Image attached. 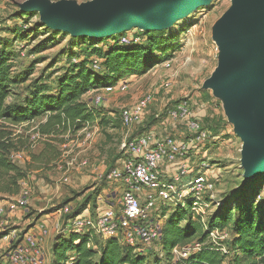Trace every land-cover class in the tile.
<instances>
[{
  "label": "rangeland",
  "instance_id": "rangeland-1",
  "mask_svg": "<svg viewBox=\"0 0 264 264\" xmlns=\"http://www.w3.org/2000/svg\"><path fill=\"white\" fill-rule=\"evenodd\" d=\"M27 1L0 0V47L6 48L11 56L14 66L12 79L16 81L9 103H23L37 88H46L51 94H57L61 80L76 74L77 66L82 63H86L90 71L92 67L99 71L103 59L95 55V51L105 50L110 44L103 41L107 38L89 42L69 32L49 27L38 11L22 9ZM45 1L53 5L82 6L95 0ZM232 10L233 0H212L211 4L162 30L166 33L168 43L162 52L153 54L155 58L146 71L120 79L113 91H108V86L97 85L82 97L91 109H96V120L86 124L84 129L65 133L57 131L41 137L37 133L40 121L9 128L15 136L25 140L21 152L24 154L20 157L19 165L23 168L29 166V176L22 184V190L28 193L32 207L31 214L21 222L9 210L12 201L0 195V208L4 210V215L0 217V264H11L5 259L17 250L9 240L17 228L15 225L23 224L24 221L34 224L42 204L52 217L58 209L70 207V204L79 211L90 208L89 214L94 215L103 198L99 196L103 195L104 189L110 184L105 181L107 172L123 161L125 143L140 134L150 135L157 141L171 138L181 143L189 142L188 159L192 171L207 163V173L217 181V197L220 200L228 198V205L232 208L230 223L224 230L215 228L228 235L226 240L221 241L227 252L231 250L235 219L239 215L234 206L243 204L242 197L255 201V210L264 217V175L249 180L244 177V142L233 121L234 103L210 83L222 59L219 34ZM139 33L144 32L133 28L120 35L132 37ZM120 84L126 87L124 91L120 89ZM148 94L153 96V101L145 110L142 120L129 126L124 125L122 112L134 109ZM182 103L187 104L189 116L173 117L170 112ZM191 121L200 126V133L191 130ZM31 142L33 145L30 146ZM48 146L56 147V154ZM52 152L56 155L53 161L50 160ZM41 154L45 157L32 160V155ZM108 194L110 192L105 193V197ZM184 209L188 214L191 213L189 204L185 203ZM217 209V205L209 203L203 214L206 227L201 220L204 227L193 240L194 243L199 242L203 232L210 229L209 224ZM173 212L174 208L168 211V216ZM187 216L182 214L180 230L187 229ZM82 218L83 215H78L79 220ZM60 219V226H65V216ZM198 219L199 216L192 215L194 223ZM49 221L50 228L58 222ZM168 221L169 218L158 220L163 228ZM22 234L18 231L17 236L21 237ZM53 238L47 250L50 254L47 258L45 256L46 263L39 246L36 244L35 248H31L33 253L39 254L38 260L42 264H56V261L58 264L63 263L62 256L54 260ZM97 241L100 245L103 242L101 238ZM204 246L213 247L214 244L206 239L201 249ZM148 255L149 264L179 262L174 255L171 257L168 254L161 241L149 248ZM233 260V253L227 255L225 264Z\"/></svg>",
  "mask_w": 264,
  "mask_h": 264
},
{
  "label": "trees",
  "instance_id": "trees-1",
  "mask_svg": "<svg viewBox=\"0 0 264 264\" xmlns=\"http://www.w3.org/2000/svg\"><path fill=\"white\" fill-rule=\"evenodd\" d=\"M165 34L163 31L139 33L132 38L140 37L142 42L129 45L122 43L124 35L104 39L103 41L110 43L107 50L95 51V55L103 59L99 71L94 70L93 67L90 71L87 64L82 63L77 66L76 74L61 80L57 94H51L46 88H37L23 103L8 102L16 83L12 79L14 66L6 48L0 47V195H19L22 183L29 176V166L23 168L19 165L18 159L12 157L14 153L22 152L25 140L23 137L15 136L9 129L11 126L13 128L40 121L37 133L41 137L57 131L65 133L84 129L86 124L96 120V109H91L82 97L97 85L114 86L128 75L146 71L155 58L153 54L162 52L167 45L168 39ZM80 38L89 42L97 40ZM31 144L32 142L30 146ZM48 147L53 148L55 153L56 147ZM54 153L51 154V161L56 158ZM43 157H45L43 154L32 155V160ZM227 199L221 200L222 205L218 206L209 224L210 229L224 230L230 223L232 208L228 205ZM241 201L243 204L238 203L234 206L239 215L235 219L230 253L222 252L212 246H204L200 251L192 253L187 260H180L177 264H225L227 255L232 253L234 260L229 264H264V217L258 215L255 210V201L246 197H242ZM79 212L77 210L65 216V226L63 225L54 243L55 261L58 256H62V264H149L148 252L138 253L134 248L121 244L116 239H103L95 233H76L70 225L78 217ZM166 213L163 212L164 215ZM182 214L189 215L187 216L189 224L185 230L179 229V220L183 219ZM168 218L167 226L162 229L161 243L172 257L174 248L194 243L193 240L204 226L200 219L194 223L192 214L181 208L174 210ZM208 233V231L203 232L199 243L204 244L208 239ZM98 238L103 241L101 245L98 244Z\"/></svg>",
  "mask_w": 264,
  "mask_h": 264
},
{
  "label": "built area",
  "instance_id": "built-area-1",
  "mask_svg": "<svg viewBox=\"0 0 264 264\" xmlns=\"http://www.w3.org/2000/svg\"><path fill=\"white\" fill-rule=\"evenodd\" d=\"M141 42L140 37L122 39V43L128 45ZM123 85L119 86L124 91L126 87ZM114 88L109 86L108 91H113ZM152 101L153 96L148 94L134 109L123 111V124L129 126L141 121ZM187 108L186 103L176 105L170 114L175 118L188 117ZM190 128L193 132L200 133V126L195 121L190 122ZM201 136L203 134L199 135V138ZM189 146V142L181 143L171 138L157 141L146 134L132 137L123 147V161L108 171L105 177V180L119 184L120 188L125 187L122 190L121 202L94 215L87 213L80 220L76 217L70 225L71 229L79 234L91 232L103 239H116L121 244L134 248L138 253L147 254L152 245L162 240L163 227L158 220L168 218V211L173 208L184 209L185 203L189 204L191 214L199 216L206 227L203 214L209 203L220 206L222 202L216 195L217 181L207 173L206 164L192 171L188 159ZM23 154L14 153L12 157L19 161ZM169 165H177L171 175L166 174V167ZM164 211L167 212L165 215ZM3 215L4 210L0 208V217ZM41 231L46 233L44 226ZM208 232V239L214 244L213 247L227 252L221 241L226 240L228 235L219 229H208ZM35 247V240L28 236L26 247L17 248L8 255L9 262L42 264L41 260H38L39 254L31 250ZM200 250L201 243L197 242L174 248L173 255L178 261L187 260L192 253Z\"/></svg>",
  "mask_w": 264,
  "mask_h": 264
},
{
  "label": "water",
  "instance_id": "water-1",
  "mask_svg": "<svg viewBox=\"0 0 264 264\" xmlns=\"http://www.w3.org/2000/svg\"><path fill=\"white\" fill-rule=\"evenodd\" d=\"M97 1L90 7H62L45 0H29L22 9L38 11L49 27L72 36L104 39L133 28L162 31L168 28H160L162 24L190 15L199 4L198 9L212 2ZM219 44L221 64L210 83L234 103L233 121L244 142V177L254 179L264 175V0H233V10L221 29Z\"/></svg>",
  "mask_w": 264,
  "mask_h": 264
},
{
  "label": "crops",
  "instance_id": "crops-1",
  "mask_svg": "<svg viewBox=\"0 0 264 264\" xmlns=\"http://www.w3.org/2000/svg\"><path fill=\"white\" fill-rule=\"evenodd\" d=\"M193 153V151H191ZM207 164V163H205ZM177 165H169L166 167V174L171 175L174 170H176ZM25 182V181H24ZM23 182V183H24ZM108 183H110L105 189L104 192L102 193L103 195H100L99 197H103L100 202L102 203H98V208H97V212L103 211L104 209L108 208L109 206H112L113 204H119L121 202V196H122V189L119 187V184H115L113 182L107 181ZM22 183V184H23ZM24 188V187H22ZM21 188V192L19 195L17 196H12L9 197L7 196V200L15 202V203H10V207L11 209V214L12 216H15L16 218H19L20 221L22 222V220L24 218H26L27 216H29L30 213V208L32 207L31 204V200H29V197L27 196V192L23 191ZM110 192V194H108L109 196L105 197V193ZM36 206V205H35ZM43 204L41 205V209L39 210V215L34 219L35 223H29V221H24L23 224L18 223L17 225H15V230H14V235L12 237H9L10 243L13 246H16V248H21V247H26V238L28 236H32L33 239L35 240L36 244L39 246L41 254H42V258L44 260V263H46V258L48 257L49 251H47L49 248V244H50V239L52 237L53 241L56 239V236L61 233V230L63 229V227L60 226L59 221L61 220L60 218H63L64 216L71 214L75 211H77V207L73 206L72 204H70L69 206H66L64 208H60L56 211V213H54V217L51 216V214H48L47 210H45V208H43ZM90 208L85 209V210H81L79 212L78 215H85L87 213H90ZM14 217V218H15ZM57 220V224L54 227H49V220ZM28 220V219H27ZM27 224L25 227L24 225ZM1 226V224H0ZM7 226V225H6ZM44 226L46 229V233H43L41 231V227ZM59 227H61L59 229ZM20 228V229H19ZM8 230V229H7ZM19 232H22V236L18 237L17 234ZM57 234V235H56ZM5 238H8L7 236ZM2 239V237H1ZM52 241V242H53ZM53 244V243H52ZM46 256V258H45ZM6 261L9 260V258L7 257V259H5ZM55 260V258H54Z\"/></svg>",
  "mask_w": 264,
  "mask_h": 264
},
{
  "label": "bare ground",
  "instance_id": "bare-ground-1",
  "mask_svg": "<svg viewBox=\"0 0 264 264\" xmlns=\"http://www.w3.org/2000/svg\"><path fill=\"white\" fill-rule=\"evenodd\" d=\"M95 1H96V0H95ZM95 1L90 2L89 4H86V5H82V6H83V7H90V6H93L94 4H97V3H98V1H97V2H95ZM211 1H212V0H207V4H208L209 2H211ZM52 5H53V4H52ZM53 6H62V7H65L66 5H65V4H55V5H53ZM78 6H79V5H78ZM199 6H200V4H199L198 6H196L193 10H191V11L189 12V14H190V13L192 14V13L196 12ZM79 7H81V6H79ZM186 16H187V14L184 15V16L178 17V18L174 19V20L171 21V22L164 23V24H162V25L160 26V28H162V27H170V26L174 25V23H176V22L179 21L180 19L185 18ZM216 76H217V75H216ZM260 175H263V174L261 173Z\"/></svg>",
  "mask_w": 264,
  "mask_h": 264
}]
</instances>
